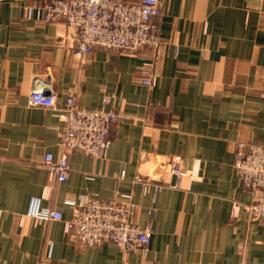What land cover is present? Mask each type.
<instances>
[{
  "label": "crops",
  "instance_id": "1",
  "mask_svg": "<svg viewBox=\"0 0 264 264\" xmlns=\"http://www.w3.org/2000/svg\"><path fill=\"white\" fill-rule=\"evenodd\" d=\"M43 1L0 0V264H264V224L244 213L252 194L233 165L235 143H264V0H163L152 87L138 77L151 50L94 48L79 61L75 29L23 18ZM36 80L58 104L72 95L92 109L108 97L127 119L111 128L104 160L70 153L64 182L41 166L47 153L58 159L63 124L29 105ZM120 194L132 221L151 227L145 254L65 233L82 198ZM33 202L62 220L33 225Z\"/></svg>",
  "mask_w": 264,
  "mask_h": 264
},
{
  "label": "built area",
  "instance_id": "2",
  "mask_svg": "<svg viewBox=\"0 0 264 264\" xmlns=\"http://www.w3.org/2000/svg\"><path fill=\"white\" fill-rule=\"evenodd\" d=\"M164 10L163 0H46L23 8V18L42 24L63 21L75 29L73 55L77 60L92 49L117 50L135 54L144 49L154 53V60L146 62L139 70L142 85L152 87L157 82L154 72L156 55L162 47L157 20ZM29 105L57 112L63 128L59 134L60 155H44L41 166L51 181L64 182L69 173L68 157L73 151L104 160L109 148L111 128L125 117L107 109L110 102L105 97L98 108H79L74 97L68 96L58 104L56 92L40 81H35L28 97ZM234 169L239 188L252 194V202L244 207L250 220L264 224V143H244L234 146ZM170 171L178 179L181 168L178 158H172ZM133 205L128 194L103 200L97 197L82 198L75 204L72 219L65 223L66 234L81 246L100 247L116 245L123 252H147L151 242L149 224L140 226L132 221ZM27 217L33 225L60 221V211L38 207L33 202Z\"/></svg>",
  "mask_w": 264,
  "mask_h": 264
},
{
  "label": "trees",
  "instance_id": "3",
  "mask_svg": "<svg viewBox=\"0 0 264 264\" xmlns=\"http://www.w3.org/2000/svg\"><path fill=\"white\" fill-rule=\"evenodd\" d=\"M144 50H149V49H144Z\"/></svg>",
  "mask_w": 264,
  "mask_h": 264
}]
</instances>
